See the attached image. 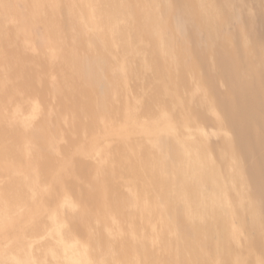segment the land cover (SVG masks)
I'll use <instances>...</instances> for the list:
<instances>
[{"label":"bare ground","instance_id":"bare-ground-1","mask_svg":"<svg viewBox=\"0 0 264 264\" xmlns=\"http://www.w3.org/2000/svg\"><path fill=\"white\" fill-rule=\"evenodd\" d=\"M0 264H264V0H0Z\"/></svg>","mask_w":264,"mask_h":264},{"label":"rangeland","instance_id":"rangeland-1","mask_svg":"<svg viewBox=\"0 0 264 264\" xmlns=\"http://www.w3.org/2000/svg\"><path fill=\"white\" fill-rule=\"evenodd\" d=\"M134 84H136V81L131 82V86H132L131 92L128 91V93L126 94L127 96L123 95L121 97L122 100L127 99V101L130 103L129 106L132 107L131 109L134 108L133 106L136 104L135 102L137 100L139 101L143 95V92H141V88L138 87L137 85H134ZM145 86L147 87V84ZM146 92H147V90H146ZM6 98L8 99V101H10L12 103L10 106L8 105L10 108L17 107L19 109H22L25 114H28L29 112L31 113L30 110L34 107V103L37 104L39 102H43V106H46L48 104V101H47L48 98H46L47 100H45V101H44V99L40 100L39 96L36 95L34 92H32V93H29V92L28 93H21V94H18L16 96H12L11 94H8ZM63 110L65 111V108ZM132 112H134L135 116L141 113V112H137V110L136 111L133 110ZM254 263H256V262H254Z\"/></svg>","mask_w":264,"mask_h":264}]
</instances>
